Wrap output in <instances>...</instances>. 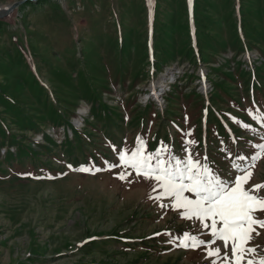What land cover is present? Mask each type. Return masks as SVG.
I'll use <instances>...</instances> for the list:
<instances>
[{
  "label": "rangeland",
  "instance_id": "rangeland-1",
  "mask_svg": "<svg viewBox=\"0 0 264 264\" xmlns=\"http://www.w3.org/2000/svg\"><path fill=\"white\" fill-rule=\"evenodd\" d=\"M253 103L264 118V0H0V264H221L178 246L210 227L119 154L190 156L234 178L264 131L231 155L222 133L253 128ZM256 185L264 153L243 187ZM252 237L264 255V228Z\"/></svg>",
  "mask_w": 264,
  "mask_h": 264
},
{
  "label": "snow or ice",
  "instance_id": "snow-or-ice-1",
  "mask_svg": "<svg viewBox=\"0 0 264 264\" xmlns=\"http://www.w3.org/2000/svg\"><path fill=\"white\" fill-rule=\"evenodd\" d=\"M149 3L151 6V0ZM189 4L191 5V0ZM254 147L259 151L251 157L252 165L245 168L233 164L235 172L238 173L234 178H222L206 163L202 164L190 156L183 160L170 155L165 160L159 151L155 155L144 154L141 147H137L130 155L121 151L119 161L120 166L133 169L137 175L159 182L163 188L162 196L173 198V210L184 209L182 218L195 217L203 227H210V241L184 233L182 237L177 238L179 247L193 250L203 248L208 257H220L221 264H245V261L246 264H264V255H258L255 247L248 246L256 227L264 228V219L256 217L258 210L264 212V196L258 194L259 189L264 186L256 185L251 189L243 187L251 176V167H254L255 161L264 153V144ZM237 159L246 161L247 157L239 156ZM204 160L206 161L207 157H204ZM116 166L109 165L110 168ZM80 170L87 171L83 168ZM119 178L124 179V173H121ZM185 192L193 193L194 198L189 199L184 195ZM207 220L211 221L210 225L205 223ZM256 234L259 235L258 232ZM217 241L223 242V255L221 247H212ZM211 264H217L216 260L213 259Z\"/></svg>",
  "mask_w": 264,
  "mask_h": 264
},
{
  "label": "trees",
  "instance_id": "trees-1",
  "mask_svg": "<svg viewBox=\"0 0 264 264\" xmlns=\"http://www.w3.org/2000/svg\"><path fill=\"white\" fill-rule=\"evenodd\" d=\"M118 50L121 51V49H118ZM128 58H129V55L126 54V53H123L121 59L126 60V59H128ZM147 117H148V118H149V117L151 118V114H148ZM147 117H146V118H147ZM225 136H227V134H226ZM227 137H228V136H227ZM228 138H229V137H228Z\"/></svg>",
  "mask_w": 264,
  "mask_h": 264
},
{
  "label": "bare ground",
  "instance_id": "bare-ground-1",
  "mask_svg": "<svg viewBox=\"0 0 264 264\" xmlns=\"http://www.w3.org/2000/svg\"><path fill=\"white\" fill-rule=\"evenodd\" d=\"M8 10V9H7Z\"/></svg>",
  "mask_w": 264,
  "mask_h": 264
},
{
  "label": "water",
  "instance_id": "water-1",
  "mask_svg": "<svg viewBox=\"0 0 264 264\" xmlns=\"http://www.w3.org/2000/svg\"><path fill=\"white\" fill-rule=\"evenodd\" d=\"M5 12V11H4Z\"/></svg>",
  "mask_w": 264,
  "mask_h": 264
}]
</instances>
